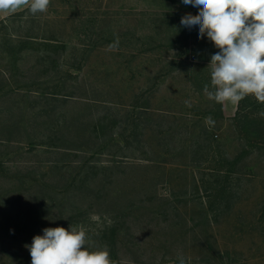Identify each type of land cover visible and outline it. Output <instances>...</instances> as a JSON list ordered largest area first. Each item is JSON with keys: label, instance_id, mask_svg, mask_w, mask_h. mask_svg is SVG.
<instances>
[{"label": "rangeland", "instance_id": "374dc122", "mask_svg": "<svg viewBox=\"0 0 264 264\" xmlns=\"http://www.w3.org/2000/svg\"><path fill=\"white\" fill-rule=\"evenodd\" d=\"M198 11L51 0L0 13V264H31L24 245L71 223L114 264H264V136L204 95L209 44L180 24ZM225 176L217 215L206 201Z\"/></svg>", "mask_w": 264, "mask_h": 264}, {"label": "clouds", "instance_id": "9594fccd", "mask_svg": "<svg viewBox=\"0 0 264 264\" xmlns=\"http://www.w3.org/2000/svg\"><path fill=\"white\" fill-rule=\"evenodd\" d=\"M51 0H0V13L14 14L26 8L32 15L45 13ZM184 5L199 9L188 13L180 24L198 26L218 52L211 55L207 68L210 83L203 86L208 100L218 104L238 105L247 97L264 104V0H182ZM191 107L190 101H185ZM264 117V112L259 114ZM205 124L214 126L211 116ZM111 221H109L110 223ZM88 229L82 224L48 227L36 235L31 245H24L31 264H114L107 246L91 250ZM179 264H186L178 255Z\"/></svg>", "mask_w": 264, "mask_h": 264}, {"label": "trees", "instance_id": "16d2710c", "mask_svg": "<svg viewBox=\"0 0 264 264\" xmlns=\"http://www.w3.org/2000/svg\"><path fill=\"white\" fill-rule=\"evenodd\" d=\"M194 12H197L199 9L197 7H193ZM198 9V10H197ZM4 23V21L0 22V24ZM205 43L209 44V47L207 46L206 48V52L207 54L201 55L199 57H197L198 60L202 61V66H201V73H206L208 72L209 75L207 78V81L210 83V70L207 68L208 64L210 63V58L212 54H215L216 52L219 51V49H217L214 44L208 40V38L205 36L204 40ZM27 43H30L31 45H33L34 42L32 41H22V44L20 45V47L18 48V51H22L23 49L27 48ZM44 47L46 48H58V47H62L60 45H55L57 43L51 42V41H44V43H42ZM35 46V45H33ZM36 48V47H33ZM19 53L16 52L13 54V62H16L19 59ZM218 104V103H217ZM219 109L221 111V104H218ZM261 112H264V104H261L259 102H257V100L254 97H247L244 100H242L239 104H238V108L236 111V118L235 120L237 122H240L241 124H243V129L244 132H251L254 133L255 135H263L264 136V117L260 116L259 114ZM249 123H255L258 124V130H256V132L253 131H249L251 130V127H248L247 124ZM208 136H210V134H208ZM211 138V137H210ZM260 140H263V138L261 139H256L257 142H260ZM264 141V140H263ZM214 143H210L209 147L213 148ZM226 181H222L221 179H216L215 181H213L212 183H210V187L209 190L211 191L208 195V199H207V203H208V208L209 209H218V213L220 212V210H222L223 206H229L230 205V197H229V191L232 190V180H229V176H225Z\"/></svg>", "mask_w": 264, "mask_h": 264}]
</instances>
